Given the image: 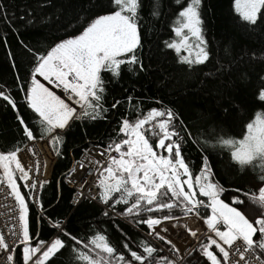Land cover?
Instances as JSON below:
<instances>
[{
	"label": "trees",
	"instance_id": "obj_1",
	"mask_svg": "<svg viewBox=\"0 0 264 264\" xmlns=\"http://www.w3.org/2000/svg\"><path fill=\"white\" fill-rule=\"evenodd\" d=\"M186 3L187 0H182V4ZM180 7L175 0H141V46L136 53L140 63L122 66L119 77L102 73L103 104L107 109L104 118L74 120L58 132L63 137V143L57 146L60 155L55 154L45 138L56 162L50 179L40 189L39 209L27 200L19 183L29 205L31 243H46L51 238V242L56 238L65 242L66 247L47 264H80L72 248L81 246L74 245L65 233L84 242L97 232L103 233L128 259L131 257L123 244L142 251L141 241L159 250L154 254L156 258H179L172 244L155 236L150 238L146 225H137L132 218L119 215L124 205H117L115 212L98 198L82 199L73 205V190L64 183L67 171L85 148L91 145L107 148L113 140L123 138L117 135L122 120L135 121L151 109L174 113L172 125L183 138L182 154L194 175L200 173L206 156L214 181L224 188L221 199L253 222L264 213V209L245 195L258 193L264 186V181L259 179L264 173L258 167L240 168L233 162L230 151L217 143L221 137L243 139L247 124L257 113H264V101L258 98L264 88V15L256 25H249L236 13L234 0H202L200 12L209 60L189 66L180 63L175 51L165 47L166 41L175 38L172 27ZM114 10L111 0H0V85L3 86L0 90L6 89L15 99L20 117L37 138L40 136L38 117L24 99L36 56L81 34L96 17ZM154 12L158 15H153ZM181 54L184 55L183 50ZM116 101L120 103L113 108ZM150 140L154 146L157 137L150 135ZM26 142L17 111L0 100V152L7 153ZM52 163L48 158V172ZM234 197L243 203L233 204ZM105 211L109 212L108 216L104 215ZM167 214L168 210L151 215ZM172 214L183 216L179 208L173 209ZM147 215L139 219H147ZM201 215H210L209 208H202ZM56 222L60 228L53 226ZM200 243L180 264H209L198 251ZM20 250L19 247L18 264H21Z\"/></svg>",
	"mask_w": 264,
	"mask_h": 264
},
{
	"label": "snow or ice",
	"instance_id": "obj_2",
	"mask_svg": "<svg viewBox=\"0 0 264 264\" xmlns=\"http://www.w3.org/2000/svg\"><path fill=\"white\" fill-rule=\"evenodd\" d=\"M111 3L114 11L96 17L81 34L57 43L44 55L36 56L37 63L24 99L38 117L39 139L47 138L56 155H60L57 146L63 143V137L57 130L66 129L74 120L104 118L103 113L107 109L103 104L105 82L102 73L119 77L122 66L140 63L136 53L141 46V0H111ZM175 3L181 5L172 27L175 38L166 41L165 47L175 51L180 63L189 66L205 64L209 60V52L203 35L202 0H187L186 4L175 0ZM234 9L243 22L256 25L264 15V0H234ZM182 50L188 55H182ZM37 77L62 88L71 103L55 95ZM258 98L264 101V88ZM0 100L17 111L26 139L36 141L34 130L20 117L15 99L6 89L0 90ZM119 103L116 101L112 107ZM173 119L171 110L151 109L135 121L122 120L117 135L123 138L113 140L99 153L106 158V163L89 161L96 165L93 174L96 175L99 192L94 198L113 212L117 205H124L119 215L132 218L137 225H146L149 235L170 245L172 241L160 234L167 231L161 225L174 222L173 227L181 226V217L172 214L173 209L179 208L185 220L203 219L209 234L206 242L200 243L198 251L209 264H264V213L253 222L236 207L225 203L220 198L224 188L214 181L206 156L200 173H192L182 154L183 138L173 127ZM246 128L243 139L221 137L217 143L230 151L233 162L240 168L258 167L264 173V113H257ZM149 134L157 137L154 146ZM21 151L15 147L7 153L0 152V193L7 189L5 199L11 197L14 200V205L0 204V208L6 209L0 212V216L8 217L6 231H0V252L7 253V264H15L17 245H23V264H47L66 245L60 238L49 244L39 241L33 246L31 243L29 205L17 183L16 173L20 174V181H27L24 187L29 191L43 187L46 182L32 179L18 156ZM28 151L35 154L34 148ZM86 166L80 162L81 169ZM259 179L264 181V174ZM245 195L264 209V186L258 193ZM201 196L207 201L199 199ZM27 200L39 204L38 196L29 195ZM242 203L238 197L233 198V204ZM202 208H210L211 214L202 216ZM165 210H168L167 215H151ZM145 214H148L147 219H139ZM104 215L108 216L109 212L105 211ZM53 226L60 228V223ZM182 226L193 238L198 236V230L190 224ZM257 234L258 239L255 238ZM65 235L74 241V245L81 246L72 248L80 264H176L166 256L156 258L154 254L159 250L145 241L139 245L142 251H134L128 243L123 244L131 257L128 259L103 233L97 232L87 242L70 233ZM82 248L87 251H82ZM172 250L179 254L174 245Z\"/></svg>",
	"mask_w": 264,
	"mask_h": 264
},
{
	"label": "built area",
	"instance_id": "obj_3",
	"mask_svg": "<svg viewBox=\"0 0 264 264\" xmlns=\"http://www.w3.org/2000/svg\"><path fill=\"white\" fill-rule=\"evenodd\" d=\"M58 93L60 96L65 99L68 103H71L67 100L66 94L59 90ZM62 130H57V132H61ZM45 147V148H44ZM29 148L35 149V154L28 151ZM106 147L98 146V145H91L85 148L80 155L73 161L72 166L67 171L65 177H64V183L73 190V195L71 198V202L73 205H76L79 203L82 199H89L92 201H95L98 196L99 189L96 187V175L93 174L96 169V165L94 163H89V161H101L102 163H106V158L104 156L99 155L100 152H102ZM20 149H22L21 152L18 153L19 158L21 159L22 164L25 166L26 169L29 170V174L37 182H47L51 175H52V169L56 162V157L54 154L49 150L48 143L46 139H39L37 138L36 141L30 142L27 140L25 144H23ZM115 155V153H113ZM48 158H51L53 163L50 167V171L48 172ZM80 162H84L87 166L83 169L80 167ZM75 169L74 172L72 170ZM72 173L71 176L69 173ZM19 173H16V177L25 190L27 197L29 195H32L34 197L38 196L40 194L41 187H37L36 189L29 191L24 187V184L27 183V181H20L19 180ZM84 185L83 188H81V185ZM7 189L3 193H0V204H8V205H14V200L11 197H6ZM83 193V195H80V193ZM37 209H39L40 205L37 204L34 200L30 201ZM6 209L0 208V212H5ZM8 221L7 216H0V231H6L5 224ZM193 222L197 223L201 227V231L198 233V236L195 238L197 239H203L207 238L208 229L206 225L204 224L202 219H195ZM221 228H223V225H220ZM53 238L48 240L45 244H49ZM183 240V239H182ZM195 242V241H194ZM190 245L186 246L184 250L182 251V257L184 258L188 252L190 251ZM21 245H17V250ZM17 250L14 253L15 257V264H18L17 262ZM20 259L21 264H23V254L20 250ZM7 253L6 252H0V264H7Z\"/></svg>",
	"mask_w": 264,
	"mask_h": 264
},
{
	"label": "rangeland",
	"instance_id": "obj_4",
	"mask_svg": "<svg viewBox=\"0 0 264 264\" xmlns=\"http://www.w3.org/2000/svg\"><path fill=\"white\" fill-rule=\"evenodd\" d=\"M184 55H188L187 52L184 51ZM37 79L40 80V82L42 84L45 85V87L49 88L51 91L54 92L55 95L60 96V94L58 93L59 90H62V88H56L54 85L52 84H49L47 81L43 80L42 77H37ZM64 92V91H63ZM62 98V97H61ZM63 99V98H62ZM65 100V99H64ZM66 101V100H65ZM67 102V101H66ZM75 107V105H73ZM166 155V153H164ZM17 183L19 184V181L17 179ZM20 185V184H19ZM22 192V191H21ZM23 194V193H22ZM201 198H205V197H199V199ZM223 200V199H222ZM224 201V200H223ZM225 202V201H224ZM227 203V202H225ZM229 204V203H227ZM230 206L232 207H235L233 206L232 204H229ZM238 209V208H237ZM209 210L211 211V209L209 208ZM239 210V209H238ZM203 220V219H202ZM173 223L174 222H165L163 225H161L162 228H165L167 229V231H161L160 234L165 236L167 239H170L172 241V245L175 246L176 249L179 250V258L176 259V258H173L174 261H176V264H180L181 262V259H183L182 257V251L184 250V248L188 245H190V251L188 252V254L192 251V249L194 247H196L203 239H207V238H203V239H195L193 238L192 236L189 235V233L184 229V227L182 226L183 224L187 223V224H190L194 229H197L198 230V233L201 231V227L199 224L193 222V220H185L183 218V216H181V220L179 221L180 225L179 227H173ZM159 230V229H158ZM148 236L150 238H152L153 236L152 235H149ZM183 239V240H182ZM195 241V242H194ZM33 246H35L34 244H32ZM23 249V245H21V251ZM23 254V253H22ZM187 254V255H188ZM186 255V256H187ZM185 256V257H186ZM184 257V258H185Z\"/></svg>",
	"mask_w": 264,
	"mask_h": 264
}]
</instances>
